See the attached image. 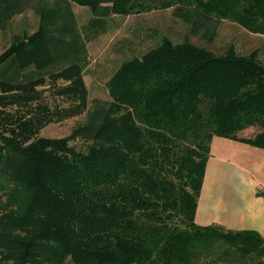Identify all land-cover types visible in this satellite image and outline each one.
Segmentation results:
<instances>
[{
    "label": "trees",
    "instance_id": "1",
    "mask_svg": "<svg viewBox=\"0 0 264 264\" xmlns=\"http://www.w3.org/2000/svg\"><path fill=\"white\" fill-rule=\"evenodd\" d=\"M168 7L208 42L223 20L264 35V0H0V31L22 23L0 51V264H264L258 231L194 219L212 137L264 148L258 48L217 53L155 29L108 98L89 100L85 38ZM78 115L66 135L39 134Z\"/></svg>",
    "mask_w": 264,
    "mask_h": 264
},
{
    "label": "rangeland",
    "instance_id": "2",
    "mask_svg": "<svg viewBox=\"0 0 264 264\" xmlns=\"http://www.w3.org/2000/svg\"><path fill=\"white\" fill-rule=\"evenodd\" d=\"M72 9L79 26L85 24L91 16L89 8L85 6L73 3ZM30 17H32V14ZM34 23L30 26L31 30L34 27ZM21 24V16L16 15L11 19L7 29L0 31V51L9 42L11 32L19 30ZM155 29L159 30L158 35L163 33L174 40L188 37L193 42L207 46L217 53H221L229 43H232L236 50L241 53H247L252 48H258V56L261 60H264V35L251 33L229 20L221 22L215 37L212 41L208 42L190 34L188 25L175 16L172 7L153 10L141 16L136 14L124 17L114 15L108 19L104 32L96 37L85 38L86 47L89 52V63L84 70V80L88 88L89 100L94 96L108 98L106 80L124 57L129 56L132 52L147 48L155 41ZM51 97H47L49 101H53ZM54 98L62 104L63 101L60 97L56 96ZM83 117V115H78L52 121L43 126L39 134L45 136L66 135L73 125L81 121ZM253 132V129H248L240 132V134L251 135ZM76 144L80 145L78 142ZM244 262L245 264H257L256 261H252L251 259H247ZM64 264L73 263L67 259ZM216 264L238 263L223 260L218 261Z\"/></svg>",
    "mask_w": 264,
    "mask_h": 264
},
{
    "label": "crops",
    "instance_id": "3",
    "mask_svg": "<svg viewBox=\"0 0 264 264\" xmlns=\"http://www.w3.org/2000/svg\"><path fill=\"white\" fill-rule=\"evenodd\" d=\"M194 219L264 237V148L212 137Z\"/></svg>",
    "mask_w": 264,
    "mask_h": 264
}]
</instances>
